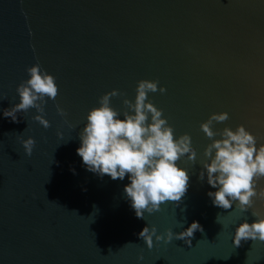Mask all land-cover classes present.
Instances as JSON below:
<instances>
[{
	"label": "water",
	"instance_id": "95a60500",
	"mask_svg": "<svg viewBox=\"0 0 264 264\" xmlns=\"http://www.w3.org/2000/svg\"><path fill=\"white\" fill-rule=\"evenodd\" d=\"M35 63L58 92L43 105L47 128L34 108L15 123L0 116V264H264V241H232L240 221L264 216V202L213 206L214 189L197 178L210 143L200 123L212 113H228L214 131L242 124L264 143V0H0V111L19 101L16 86ZM141 79L165 88L148 98L196 150L194 161L176 162L189 174L181 201L144 219L124 197L127 175L97 177L75 151L98 98L117 89L110 106L122 114ZM28 136L31 155L20 142ZM256 183L264 188V177ZM193 220L203 231L190 244L153 237L149 249L137 235L146 223L162 235Z\"/></svg>",
	"mask_w": 264,
	"mask_h": 264
},
{
	"label": "clouds",
	"instance_id": "9594fccd",
	"mask_svg": "<svg viewBox=\"0 0 264 264\" xmlns=\"http://www.w3.org/2000/svg\"><path fill=\"white\" fill-rule=\"evenodd\" d=\"M28 77L16 86L19 101L0 111V116L17 121V113L34 108L32 118L44 128L49 121L41 115L46 98L54 100L58 86L55 77L35 63L26 68ZM164 93L165 88L156 80L141 79L137 82L134 100L123 99L127 110L122 114L110 106V98L123 95L117 89L105 92L98 98V106L92 107L86 114L83 127L78 132L79 146L75 149L86 171L111 180L125 179L123 194L137 218L144 219L145 213L159 210L165 201L180 202L189 187L187 170L176 163L185 156L194 161L196 150L192 147L191 137L183 133L174 137L172 126L162 115V109L156 107L148 98L149 92ZM61 117L65 110L56 105ZM122 117V118H121ZM228 118L227 112L212 113L200 123V129L210 139L203 149L204 160L198 173L200 181H206L210 189L206 192L213 206L229 209L235 204L244 211L254 203L253 197L264 202V188L257 190L256 181L264 177V143L257 144L256 138L244 125L233 130L225 126L214 131L213 122H222ZM66 122V121H65ZM62 138L63 133L57 131ZM219 136V138H214ZM21 144L26 155H31L35 140L32 136L22 139ZM67 142V141H66ZM75 173V169H70ZM255 219L240 221L234 228L232 241L239 246L242 240L264 241V216L252 213ZM218 222V214L216 216ZM195 231H203L202 226L193 220L180 232L165 229L161 235L156 227L146 223L137 234L150 249L153 237L165 243L173 239L190 244ZM138 256L137 260H142Z\"/></svg>",
	"mask_w": 264,
	"mask_h": 264
}]
</instances>
